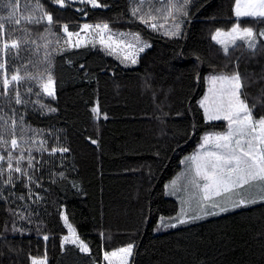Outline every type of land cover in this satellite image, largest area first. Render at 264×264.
<instances>
[{
	"label": "trees",
	"instance_id": "1",
	"mask_svg": "<svg viewBox=\"0 0 264 264\" xmlns=\"http://www.w3.org/2000/svg\"><path fill=\"white\" fill-rule=\"evenodd\" d=\"M100 2L108 7L71 3L60 9L44 0L57 22V35L48 36L52 43L47 49H57L52 52L56 99L45 98V103L57 111L42 115L22 108L21 112L27 124L43 130L49 149L59 145L69 151L54 156L33 153L51 161L38 165L41 172L35 176L41 186L22 178L15 187L4 189L0 264H31L30 257L45 255L47 264H105V251L129 243L134 245L130 264H264V202L155 232L160 217L178 213V202L166 196L165 184L180 171L181 160L194 152L204 133L226 131L223 121L205 122L199 99L206 76L225 67L211 35L217 28L231 27L234 0H192L182 34L174 38L131 18L129 0ZM6 15L0 5V16ZM97 22H108L113 31L139 33L150 43L136 67H122L98 47L59 53L66 39L61 25L75 32L83 23ZM170 25L171 20L166 27ZM43 27L35 26L38 30L31 32L30 39L37 44L44 43L39 35ZM25 35L9 26L8 39ZM43 52L41 48L37 57L22 51L21 59L10 60L9 74L21 63L42 58ZM238 70L252 78L264 75V53L241 59ZM262 86L257 83L246 91L255 96ZM92 107L99 108L98 118ZM260 115L264 109L257 110L256 116ZM12 209L25 219H15ZM61 213L90 254L73 245L61 250V239L67 235ZM13 221L20 232L12 231Z\"/></svg>",
	"mask_w": 264,
	"mask_h": 264
},
{
	"label": "snow or ice",
	"instance_id": "2",
	"mask_svg": "<svg viewBox=\"0 0 264 264\" xmlns=\"http://www.w3.org/2000/svg\"><path fill=\"white\" fill-rule=\"evenodd\" d=\"M73 2L50 0L60 9ZM79 3L90 5L92 9L108 7L100 0H79ZM191 3L192 0H129V12L131 18L145 27L174 38L182 34V25L190 15L188 6ZM0 5L7 10L6 16H0V150H3V154H0V200L7 202L4 189L15 187L22 178L35 183L36 187L41 186L39 177L35 176L36 172H41L38 165L50 164L51 161L42 160L33 153L46 152L48 156H54L56 153H67L69 149L59 145L49 149V141L44 137L43 130L27 124L21 112L22 108H31L42 115L57 111L50 103H45V98L56 99L52 52H57V49H52V52L47 49L52 43L48 36L57 35L54 30L57 22L52 12L47 10L44 0H24L23 4L21 0H0ZM76 11L84 16L89 15L84 8ZM231 13L235 18L231 27L217 28L211 35V40L219 46L218 51L223 53L225 67L219 74L207 78V94L199 101L205 122L225 121L226 131L204 135L196 152L186 157L189 179L183 188L173 181L170 192L172 195L183 193L180 212L176 217L169 218L174 219L175 223L164 224L161 218L158 227L176 228L234 208L264 202V115L256 116L258 109H264V86L255 96L246 91L257 83H264V75L252 78L238 70L241 59L264 53V0H234ZM169 20L171 25L166 27ZM9 26L12 32H24L25 37L8 39ZM35 26H44L43 32L39 33L43 44L30 39L31 32L38 30ZM60 30L66 39H63L64 47L59 52L99 44L106 54H118L122 63L134 65L138 62V54L150 47L141 40L139 33L115 32L108 22L83 23L80 30L75 32L64 24ZM60 39L58 37L57 43H60ZM31 45L35 47L30 48ZM41 48L44 49L42 58L21 63L9 74L10 60L21 59L22 51L40 57ZM238 51L240 55H236ZM229 65L233 67L229 69ZM32 96L37 99L32 100ZM91 112L94 118L99 117L98 107H92ZM91 143L96 144L97 141L92 140ZM30 169L34 171L30 172ZM59 175L63 176V173ZM251 188L257 190V195H244V191ZM19 199L24 197L20 196ZM193 204L197 211L189 216ZM10 214L15 219H25L24 214H18L15 209ZM61 218L68 229V234L61 239V250L73 245L81 253L90 254L88 245L80 240L76 230L68 223L67 216L61 213ZM12 231H21L14 221ZM44 239L48 237L44 236ZM133 248L134 245L129 243L125 247L105 251L104 260L106 264H129ZM30 260L31 264H47L46 255L43 258L30 257Z\"/></svg>",
	"mask_w": 264,
	"mask_h": 264
},
{
	"label": "rangeland",
	"instance_id": "3",
	"mask_svg": "<svg viewBox=\"0 0 264 264\" xmlns=\"http://www.w3.org/2000/svg\"><path fill=\"white\" fill-rule=\"evenodd\" d=\"M75 3H79V0H74V2H73L72 4H75ZM115 32L130 33V32H132V31H115ZM127 38H128V39H131V37H127ZM141 40L144 41V42H147V43L150 45V43H149L148 41H146V40H144V39H142V38H141ZM62 47H64V46H62ZM62 47H61V48H62ZM88 47H92V46L89 45ZM95 47H98V48L101 49V47H100L99 44H97ZM95 47H93V48H95ZM148 48H149V47H148ZM148 48H146V49H148ZM74 49H77V48H72V49H70V50H74ZM146 49H145V50H146ZM70 50H68V51H70ZM65 52H67V51H65ZM65 52H59V53H65ZM103 53H104L105 55L111 57L112 59H114L117 63H119V64H120L122 67H124V68H134V67H136V66L138 65V62H137L136 64H134V65L130 64L129 62H124V63H122V62H121V58L119 57L118 54L108 55V54L105 53V51H103ZM142 53H143V52H141V53L138 54L137 61H138V59H139V56H140ZM218 74H219V73H218ZM212 75H216V74H208V75L206 76V88H205V91H204L203 95L200 97L199 101H200V100H201V99L207 94L208 87H209V85H208V83H207V78L210 77V76H212ZM202 111H203V109H202ZM214 122H215V121H214ZM223 122H225V121H223ZM225 123H226V122H225ZM189 156H191V155H189ZM189 156H186V157H189ZM186 157H184V158L181 160V169H180V171H179V172H178V173H177V174H176V175H175L170 181H168V182L165 184V194H166V196L171 197V198H174V199L178 202V205H179L178 213L180 212V208H181L180 199H181L183 193H182V192H178L177 194L172 195V194H170V192L172 191V189H171V185H172V182H173V181H177V182H178V186H180L181 188H183V186L187 183V181H188V179H189V176L187 175V163L185 162V161H186ZM244 195H247V191H244ZM194 210H196L195 206H193L192 210L189 211L188 215H189V216L194 215V213H195ZM178 213H177V214H178ZM177 214L174 215V216H170V217H160L159 220H158V224L160 223L161 218H163V223H164V224L175 223L176 221H175L174 219H169V218L176 217ZM158 224H157V227L155 228V232H156V233L163 232V231H165V230L167 229L166 227H162V226H159V227H158ZM64 225H65V223H64ZM65 227H66V229H67V226H66V225H65ZM67 234H68V229H67ZM80 240H81V239H80ZM81 241H82V240H81ZM83 242H84V241H83ZM84 243H85V242H84ZM85 244H86V243H85ZM123 247H125V246H123ZM120 248H121V247H120ZM117 249H118V248H117ZM115 250H116V249H115ZM111 251H113V250H111ZM130 260H131V257L129 258V264H130ZM104 263L106 264V261H105V260H104Z\"/></svg>",
	"mask_w": 264,
	"mask_h": 264
},
{
	"label": "crops",
	"instance_id": "4",
	"mask_svg": "<svg viewBox=\"0 0 264 264\" xmlns=\"http://www.w3.org/2000/svg\"><path fill=\"white\" fill-rule=\"evenodd\" d=\"M208 133H214V132H206V133H204V134L201 136L200 142L198 143L196 149L194 150V152H193L192 154H194V153L196 152V150L198 149V146H199L200 143H201L202 137H203L204 135L208 134ZM192 154H190V155H192ZM188 156H189V155H188ZM246 191H247V196H249V197H251V196H256V195H257V190H256L255 188H251V189H248V190H246ZM234 198H235V197H234ZM236 199H238V198H236ZM193 206H195V204H193ZM227 206H228V207H231L230 204H227ZM196 211H197V210H194L195 213H196ZM212 211H218V209H212ZM195 213H194V214H195ZM221 213H222V212H221ZM207 217H208V216H207Z\"/></svg>",
	"mask_w": 264,
	"mask_h": 264
}]
</instances>
